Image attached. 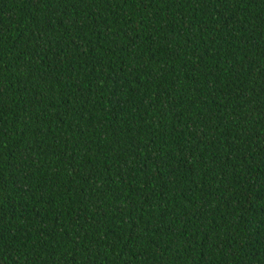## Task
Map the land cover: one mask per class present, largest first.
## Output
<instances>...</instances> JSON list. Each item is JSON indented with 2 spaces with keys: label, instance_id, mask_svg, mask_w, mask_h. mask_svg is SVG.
<instances>
[{
  "label": "trees",
  "instance_id": "1",
  "mask_svg": "<svg viewBox=\"0 0 264 264\" xmlns=\"http://www.w3.org/2000/svg\"><path fill=\"white\" fill-rule=\"evenodd\" d=\"M0 264H264V0H0Z\"/></svg>",
  "mask_w": 264,
  "mask_h": 264
}]
</instances>
